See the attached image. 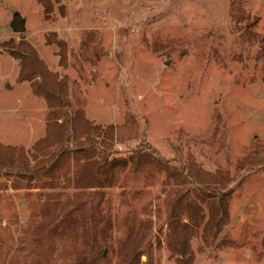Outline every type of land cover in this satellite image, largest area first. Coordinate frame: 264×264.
Listing matches in <instances>:
<instances>
[{"label":"rangeland","instance_id":"1","mask_svg":"<svg viewBox=\"0 0 264 264\" xmlns=\"http://www.w3.org/2000/svg\"><path fill=\"white\" fill-rule=\"evenodd\" d=\"M52 2L46 15L39 0H0V143L37 166L49 108L20 77L14 53L27 44L66 80L70 118L112 131L115 152L148 146L166 165L81 191L2 171L0 264H180L168 210L174 168L191 165L234 178L229 223L210 248L194 236L192 264H264V0Z\"/></svg>","mask_w":264,"mask_h":264},{"label":"trees","instance_id":"2","mask_svg":"<svg viewBox=\"0 0 264 264\" xmlns=\"http://www.w3.org/2000/svg\"><path fill=\"white\" fill-rule=\"evenodd\" d=\"M39 2L46 15L53 12L52 0ZM19 48L23 51L14 54L21 64V79L33 83V92L43 97L49 108L46 136L31 148L37 163L32 169L26 166L24 150L0 143V173L15 169L24 181H36L38 189L81 191L118 187L131 165H166L148 146L134 153L115 152L109 144L112 131L91 127L80 111L70 118L66 80L50 72L29 45L20 44ZM63 58L61 62L65 63ZM173 177L177 189L169 202L167 246L177 262L192 264L190 244L194 236L200 235L203 244L210 248L229 223L233 193L230 184L234 178L204 172L195 165L175 167ZM189 187L198 189L195 196Z\"/></svg>","mask_w":264,"mask_h":264},{"label":"water","instance_id":"3","mask_svg":"<svg viewBox=\"0 0 264 264\" xmlns=\"http://www.w3.org/2000/svg\"><path fill=\"white\" fill-rule=\"evenodd\" d=\"M12 28L14 30V32L19 33V34H23L25 33V23L23 21V19L21 18V16H16L12 22Z\"/></svg>","mask_w":264,"mask_h":264}]
</instances>
